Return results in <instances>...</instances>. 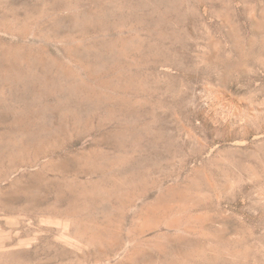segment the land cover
<instances>
[{
    "label": "rangeland",
    "instance_id": "1",
    "mask_svg": "<svg viewBox=\"0 0 264 264\" xmlns=\"http://www.w3.org/2000/svg\"><path fill=\"white\" fill-rule=\"evenodd\" d=\"M0 264H264V0H0Z\"/></svg>",
    "mask_w": 264,
    "mask_h": 264
}]
</instances>
